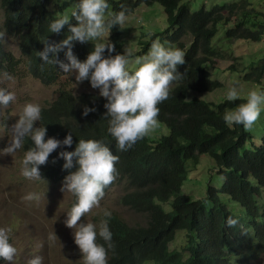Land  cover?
<instances>
[{"label":"trees","instance_id":"16d2710c","mask_svg":"<svg viewBox=\"0 0 264 264\" xmlns=\"http://www.w3.org/2000/svg\"><path fill=\"white\" fill-rule=\"evenodd\" d=\"M50 1L0 0V33L18 41L28 73L45 86L56 84L66 73L56 64L43 63L36 53L42 50L44 41L59 42L69 34L67 25L59 33L49 31L50 21L57 18L49 14ZM184 2L108 0V11H119L120 4L124 3L127 15L141 5H161L167 28L152 35L149 41H141V53H147L152 40L158 38L166 39L185 53V63L177 66L181 78L172 82L168 98L158 104L157 120L169 128L170 135L159 140L145 135L127 150H120L107 132L106 98L99 94L75 95L62 89L55 101L42 107L39 124L45 125L46 138L62 139L72 132L73 144L58 147L49 154L47 162L39 166L41 177L54 183L63 181L69 171L75 170V164L72 169H63V158L57 153L73 150L79 139H103L118 160L115 178L105 187L102 198L113 187L120 186L124 191L122 205L146 219L145 224L130 225L116 214L107 218L112 232V247L105 245L108 264H250L264 254V137L259 145L249 129L229 125L222 119L225 112L234 110L246 98L226 99L220 103L198 97L188 99L190 91L213 93L224 88V83L213 79L208 69L220 55L213 45L220 26H227L231 17L239 19L233 28L226 30L225 37L230 43L233 40L261 42L264 26L253 30L251 20L239 17L245 7L243 2L218 4L211 10L203 7L197 11H191ZM226 11L230 17L225 16ZM70 22L76 23L71 17ZM186 37H191L188 47L183 42ZM107 40L114 45L112 55L123 52L117 28ZM72 43V50L80 60L86 58L93 47L89 41ZM57 58L67 62L63 50L57 53ZM19 63L20 60L6 49L0 35V77L15 71ZM228 70L240 71L236 65ZM245 77L248 82L261 84L264 68L248 71ZM83 82L90 86L88 80ZM84 106L95 111L84 116ZM30 146L31 141L26 138L24 151ZM204 155L216 161L224 184L221 188L209 185L207 196L195 199L184 193V186ZM225 197L240 204L247 220L225 204ZM74 202L73 195L69 208ZM165 205H170L171 210L167 211ZM229 216L237 219L236 225L227 226ZM180 231L187 232V243L182 251H171L169 246ZM97 241L104 243L99 237Z\"/></svg>","mask_w":264,"mask_h":264},{"label":"clouds","instance_id":"9594fccd","mask_svg":"<svg viewBox=\"0 0 264 264\" xmlns=\"http://www.w3.org/2000/svg\"><path fill=\"white\" fill-rule=\"evenodd\" d=\"M108 8V0H77L70 16L60 14L48 25L51 33H59L67 25L69 34L59 42L44 41V47L36 54L43 63L56 64L64 73L74 74L76 82L88 80L90 86L83 83L99 91L86 94H99L106 98L105 115L109 117L107 132L114 138L118 149L127 150L157 126L160 111L158 104L168 98L172 82L181 78L182 73L177 71V66L185 63V53L179 47H168L166 43L154 39L143 56H134L129 48L112 55L114 45L103 37L113 26L125 23L128 8L124 3L120 4V10L116 12L108 11ZM70 17L74 18L75 24L70 22ZM73 41H89L93 44L92 50L83 60L74 54ZM61 50L67 62L57 58ZM132 63L136 65L134 70H130ZM237 89L238 82L233 81L225 94L226 99H237L240 96ZM15 99L14 92L0 87V106H7ZM262 105L264 89L252 88L247 92L245 102L225 112L222 119L229 125L251 128L261 113ZM41 111L39 103L25 102L18 118L10 126L11 141L0 149V154H11L23 147L26 138L31 141V146L24 151L20 162V172L27 179H43L39 166L47 162L49 154L58 147L73 144L72 132L66 133L62 139L53 136L46 138L45 125L35 126V122L41 119ZM94 111L95 108L84 106L82 115ZM57 155L63 158V169H72L75 164V170L69 171L63 178L62 191L75 196V202L67 211L64 223L73 230V240L79 248L83 264H108L107 248L112 247V232L107 219L111 216L110 210L105 209L97 223L80 221V218L99 204L105 187L114 180L118 156L113 154L103 139L92 138L79 139L73 150H61ZM41 195L40 192H29L23 199L39 201ZM226 224L232 227L237 224V219L229 216ZM10 232L8 228L0 227L2 261H12L17 253V248L10 242ZM97 237L104 243H99ZM184 258L187 260V253ZM28 264H42V258L33 256Z\"/></svg>","mask_w":264,"mask_h":264},{"label":"rangeland","instance_id":"374dc122","mask_svg":"<svg viewBox=\"0 0 264 264\" xmlns=\"http://www.w3.org/2000/svg\"><path fill=\"white\" fill-rule=\"evenodd\" d=\"M137 1V0H135ZM245 3L239 17L251 20V28L259 30L264 26V0H185V4L191 11L201 8L211 10L218 4ZM49 13L58 17L60 14H71L77 0H51ZM225 16L229 13L226 11ZM231 16V15H230ZM229 16V17H230ZM226 26H220L218 37L214 39L213 45L219 51V57L214 59V64L208 67L213 79L224 83V88L213 93L188 92V99L195 97L220 103L226 100V92L238 82V98H246V94L252 88L264 89V79L261 84L246 81V72L255 68H264V38L261 42L247 40H233L228 42L225 33L227 28H233L239 20L236 17L230 18ZM117 28L121 34L123 50L129 48L134 56H143L141 41H149L151 36L163 32L167 28L166 14L159 4L153 6L141 5L133 14L126 16L123 25L111 28L103 39H108L112 31ZM2 39L8 51L12 52L19 60V66L15 71L5 73L0 77V87L14 92L15 101L7 106H0V149H3L12 137L10 126L18 118V115L25 102H35L41 108L52 103L58 96L59 91L67 89L75 95L82 93H99L88 87L83 82H76L74 74L67 73L53 85L44 86L28 73L24 58L21 54L19 43L16 39L2 34ZM168 47L171 45L166 39L158 38ZM183 42L187 47L191 43V37H186ZM140 53V54H139ZM236 65L239 72L228 70ZM135 63L130 65L134 70ZM252 68V69H251ZM245 73L241 71H245ZM258 119L248 128L255 136L256 143L261 145L264 137V105ZM39 126V121L35 122ZM152 140H159L163 136L170 135L169 128L158 121L155 128L146 134ZM24 154L23 147L11 154H0V227L8 228L10 242L17 248V253L12 261H2L0 264H28L33 256H40L42 264H83L78 246L74 243L73 230L67 227L64 221L67 218V211L72 202L73 194L62 191L61 182H49L43 179H27L20 172L21 160ZM224 184V177L218 173L216 161L208 155L202 156L201 163L190 172V178L184 186V193L193 196L195 199L207 196L209 185L221 188ZM29 192L42 193L39 201H29L23 197ZM124 195L123 188L113 187L106 196L99 201L88 213L82 215L80 221L97 223L105 209L111 214H116L130 225L145 224L146 219L140 214L130 211L121 203ZM225 204L237 215L247 220L245 210L240 204L225 197ZM261 200H259L260 202ZM264 204V196L263 201ZM262 205V204H261ZM167 211L171 210L170 205H165ZM78 221V223L80 222ZM186 231H180L178 238L171 243V250H182L186 243ZM251 264H264V254Z\"/></svg>","mask_w":264,"mask_h":264}]
</instances>
